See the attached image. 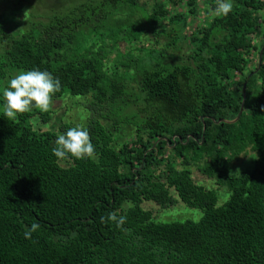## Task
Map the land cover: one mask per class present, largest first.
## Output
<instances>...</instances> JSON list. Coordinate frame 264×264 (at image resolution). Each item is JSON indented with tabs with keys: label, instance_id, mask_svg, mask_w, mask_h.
<instances>
[{
	"label": "trees",
	"instance_id": "1",
	"mask_svg": "<svg viewBox=\"0 0 264 264\" xmlns=\"http://www.w3.org/2000/svg\"><path fill=\"white\" fill-rule=\"evenodd\" d=\"M15 1L0 11V264H264V0H229L228 16L189 36L199 0L175 15L141 0H59L46 20L25 14L32 0ZM203 5L214 11L217 0ZM32 70L60 81L52 102L92 98V158L58 162L55 141L75 126L37 129L32 119L47 124L50 111L7 120L3 90ZM108 124L132 126L130 142L114 147ZM251 154L255 167L236 172ZM192 167L226 189V203ZM178 200L202 219L160 223L142 208ZM110 212L126 217L122 227L101 222Z\"/></svg>",
	"mask_w": 264,
	"mask_h": 264
},
{
	"label": "rangeland",
	"instance_id": "2",
	"mask_svg": "<svg viewBox=\"0 0 264 264\" xmlns=\"http://www.w3.org/2000/svg\"><path fill=\"white\" fill-rule=\"evenodd\" d=\"M142 4H145L146 8L151 12L153 8L157 5H161L164 9H166L171 15L172 14H186L187 12V2L188 0H141ZM15 0H2L0 4V11L4 12L9 7L13 8ZM198 5L200 7V11L198 13L197 18H190L189 27L185 31V35L189 36L190 33L196 26L204 27L214 18V11L211 10V7H207L203 5V0L198 1ZM27 11L25 14H28V11L31 14H35L37 16H42L43 20H46L47 16L51 14L53 9L60 10L64 8V5L59 3V0H32L28 5ZM167 7V8H166ZM141 15V13H139ZM20 17V15H17ZM23 18L20 20L17 18L13 24H11V28L15 31H20L23 26ZM10 27V25L8 26ZM90 39V41H89ZM94 37H86L85 42L92 43ZM185 40V39H184ZM164 42H162L158 48L164 47ZM184 54L189 51L187 42L183 41ZM130 48L122 49V52L129 51ZM115 54L111 56L114 59ZM258 60L255 59L253 65H257ZM131 87V93L135 94L136 90L134 89V85ZM2 89H0V92ZM92 101L91 97H68L65 99H57L52 102L50 112H51V121L47 124H43L42 122H38V118H33V123L37 124L36 128L46 132H56L59 127L68 123L73 126L81 125L85 127L89 120L95 117V113L91 108ZM130 113V111H128ZM132 115V114H130ZM129 115V116H130ZM107 127L112 130L114 135V141L117 149L130 142L134 135V128L130 125H122L118 129L111 128V125H107ZM257 156L254 154L249 155L248 157L242 158L239 162L234 164V170L237 172L243 169H251L255 167V160ZM192 177L197 185L204 186L208 190L215 191L219 198V205L226 203L229 199V195L227 194L226 189L219 188L215 185L213 181L208 180L204 176H202L196 168H191ZM173 195L175 193L173 192ZM144 210L151 211L154 215V218L157 222L160 223H183L185 221H193L199 222L203 217V212L200 210L190 209L185 204L178 200V203L168 209H162L157 206L153 202H144L142 205Z\"/></svg>",
	"mask_w": 264,
	"mask_h": 264
},
{
	"label": "clouds",
	"instance_id": "3",
	"mask_svg": "<svg viewBox=\"0 0 264 264\" xmlns=\"http://www.w3.org/2000/svg\"><path fill=\"white\" fill-rule=\"evenodd\" d=\"M232 9L233 4L229 0H217L214 14L226 17ZM60 90V81L49 72L40 70L22 71L10 79L8 87L3 90L4 115L7 120H14L18 114H24L33 108L47 113L50 111L53 95ZM55 145L52 153L58 158V162L69 157L82 160L92 158L95 155V147L90 134L81 125L70 128L65 134H60L55 141ZM106 221L116 223L119 228L126 222V217L118 215L117 212H110L106 218L101 217L102 223ZM38 229V223H32L31 227L25 230V239L31 240L33 233Z\"/></svg>",
	"mask_w": 264,
	"mask_h": 264
},
{
	"label": "water",
	"instance_id": "4",
	"mask_svg": "<svg viewBox=\"0 0 264 264\" xmlns=\"http://www.w3.org/2000/svg\"><path fill=\"white\" fill-rule=\"evenodd\" d=\"M263 51H264V48H263V50L261 51V53H260V57H259V69H260L261 64H262V54H263ZM246 86H247V83L244 84V88H243V94H244V97H243V102H242L241 110H240V113H239L238 118H237L236 121H234V122H237V121L240 119L241 115L243 114V111H244V105H245V101H246Z\"/></svg>",
	"mask_w": 264,
	"mask_h": 264
}]
</instances>
